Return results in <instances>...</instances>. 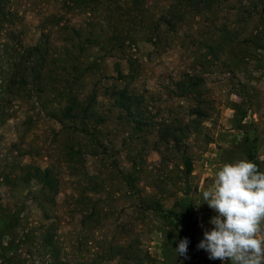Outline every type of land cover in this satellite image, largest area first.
Here are the masks:
<instances>
[{
    "label": "rangeland",
    "instance_id": "rangeland-1",
    "mask_svg": "<svg viewBox=\"0 0 264 264\" xmlns=\"http://www.w3.org/2000/svg\"><path fill=\"white\" fill-rule=\"evenodd\" d=\"M170 6L182 7L177 0H11L25 45L35 44L44 28L54 49L75 45L76 52L84 46L86 58L97 66L84 91L94 85L96 111L106 119L98 125L96 140L84 136L77 144L49 112L57 106L55 95H24L4 103L0 264L10 255L25 264H47L55 253L97 264L139 259L142 264H231L209 259L197 247L214 227L209 223L214 210L202 203L201 192L224 163L250 160V150L264 172V11L252 0H198L195 9L186 5L181 22L170 28L162 16H171ZM222 26L228 34L221 37ZM74 28L82 31L81 37L72 38ZM9 31L7 27L2 35L7 41ZM87 35L97 43L87 44ZM113 35L130 38L125 54L135 61L134 71L121 54L110 52ZM209 42L216 46L215 56ZM115 63L124 73L132 71L129 89L143 96L151 123L132 139L123 112L111 106L104 92L123 83ZM185 73L202 80L207 116L184 144L166 145L157 138L158 121L175 116L185 121L189 109L198 105V95L172 92ZM70 143L80 146L77 155ZM185 156L192 163L189 173ZM204 161L210 162V172ZM25 162L41 168L53 164L58 173L59 192L46 214L36 198L37 183L28 187L9 180L18 172L17 163ZM181 212L188 218L181 216L180 222L173 213ZM185 238L187 251L180 254L176 249ZM10 239V249H4Z\"/></svg>",
    "mask_w": 264,
    "mask_h": 264
},
{
    "label": "trees",
    "instance_id": "trees-1",
    "mask_svg": "<svg viewBox=\"0 0 264 264\" xmlns=\"http://www.w3.org/2000/svg\"><path fill=\"white\" fill-rule=\"evenodd\" d=\"M141 1L143 0H133V3L139 4ZM197 1L177 0L182 7L175 8V6H170L168 13H171V16L164 13L162 15L164 23L170 28H175L177 23L181 22L183 18L186 5L195 9ZM252 1L256 8L260 6V12L262 13L264 11V0ZM17 20L18 12L11 7V0H0V121L7 118L4 110V103L7 102V99L23 97L24 95L30 97L34 95L36 98L43 95H55L54 100H57V106L56 108L51 107L49 112L52 117L56 118L69 131V134L73 135V138L77 139L75 143L81 144L80 139L84 136L91 140H96L98 125L104 123L106 117L96 111L97 90L94 85L84 91L87 86L88 76L94 73L97 68L93 61H89V58H86L84 46L81 44L76 52L73 50L75 45L73 47L64 45L63 50L54 49L51 45L50 33L46 32L44 28L41 30L35 44L25 45L21 39L22 31L16 24ZM7 27L10 28V39L8 41L2 38L4 33L7 34ZM220 28L221 37L228 34L223 26ZM71 30L72 38L81 37L82 31L78 28ZM84 39L90 45L97 43L92 36L89 37L87 35ZM129 39H121L117 35L111 36L109 40L113 42L111 43L110 52L121 54L122 58L128 60L129 68L134 71L135 61L131 56L127 57V54H125V47ZM66 41L69 42L72 39L66 38ZM222 41L224 46L228 44L227 41ZM206 46L212 55L215 56L216 46L210 42L206 43ZM115 70L118 81L123 83L111 84L105 87L104 92L110 100L111 106L117 107L123 112L122 118L124 122L131 126L128 138L132 139L138 132L148 131L151 123L145 115L147 111L142 107L143 96L129 89L130 82L133 80L132 71L124 73L120 68V63H115ZM128 78H131V80H127ZM201 82L202 80L199 77L189 73H185L181 79L175 82L172 92L175 95L185 97L198 95V105L189 109L188 119L185 121L183 117L179 118L176 116L171 119L162 118V120L158 121L156 135L161 143L171 146L184 144L190 133L198 132L197 128L200 121L207 116V108L202 106L204 99L200 97L202 95L199 89ZM80 95L86 96L80 97ZM56 97L57 99H55ZM68 123L69 125H67ZM73 143H70L68 148L72 149V154L77 155L80 146L78 149L73 148ZM249 158L255 164L257 163L252 150H250ZM183 165H185L187 173H189L192 165L190 157H184ZM16 168H18L17 174L13 176V179L9 180L13 181L16 179L21 185L28 187L31 183H37L39 187L36 198L41 210L46 214L48 207L54 203L55 195L60 188L59 176L54 165L50 164L41 168L25 162L17 163ZM182 205L187 209L186 203L183 202ZM166 212L172 213V211ZM183 212L173 213L177 221H182ZM184 218L185 221L188 216H184ZM1 235H4V232ZM45 235L47 236V232H45ZM10 243L11 239L7 241V245L3 246V248L10 249ZM57 255L58 253H55L52 260L48 261L47 264H97L91 261L73 262L68 259L58 258ZM2 259H6V256H2ZM6 260L5 264H25L20 257L15 255H10ZM133 264H142V261L139 259Z\"/></svg>",
    "mask_w": 264,
    "mask_h": 264
},
{
    "label": "clouds",
    "instance_id": "clouds-1",
    "mask_svg": "<svg viewBox=\"0 0 264 264\" xmlns=\"http://www.w3.org/2000/svg\"><path fill=\"white\" fill-rule=\"evenodd\" d=\"M201 195L202 203L217 215L210 219L214 227L204 232L197 247L209 259L264 264V238H260L264 237V172L257 164L247 158L224 163ZM187 245L186 238L181 240L176 252L186 253Z\"/></svg>",
    "mask_w": 264,
    "mask_h": 264
},
{
    "label": "crops",
    "instance_id": "crops-1",
    "mask_svg": "<svg viewBox=\"0 0 264 264\" xmlns=\"http://www.w3.org/2000/svg\"><path fill=\"white\" fill-rule=\"evenodd\" d=\"M204 163L207 164V165H206V167H207L206 169L208 170V172H210L211 169H212V167L210 166L211 164H209L210 162L208 163V161H204ZM208 164H209V165H208ZM209 166H210V167H209ZM203 175H205V174H203ZM201 213H202V212H201ZM198 221H200V220H198ZM200 224L203 225V224H202V221L200 222ZM205 229H207L206 226H205ZM208 230H210V229H208Z\"/></svg>",
    "mask_w": 264,
    "mask_h": 264
},
{
    "label": "built area",
    "instance_id": "built-area-1",
    "mask_svg": "<svg viewBox=\"0 0 264 264\" xmlns=\"http://www.w3.org/2000/svg\"><path fill=\"white\" fill-rule=\"evenodd\" d=\"M217 215V213L214 211V216Z\"/></svg>",
    "mask_w": 264,
    "mask_h": 264
}]
</instances>
